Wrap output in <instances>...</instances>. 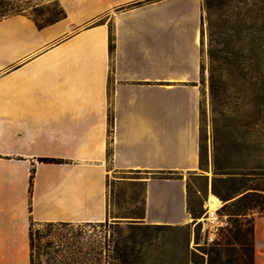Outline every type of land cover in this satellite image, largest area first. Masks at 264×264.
Returning a JSON list of instances; mask_svg holds the SVG:
<instances>
[{"label": "crops", "instance_id": "obj_1", "mask_svg": "<svg viewBox=\"0 0 264 264\" xmlns=\"http://www.w3.org/2000/svg\"><path fill=\"white\" fill-rule=\"evenodd\" d=\"M58 2L65 17L42 27L26 14L0 19V264H31V223L106 219L110 169L148 173L145 222L189 220L202 0ZM253 234L254 264H264V215L255 212Z\"/></svg>", "mask_w": 264, "mask_h": 264}, {"label": "rangeland", "instance_id": "obj_2", "mask_svg": "<svg viewBox=\"0 0 264 264\" xmlns=\"http://www.w3.org/2000/svg\"><path fill=\"white\" fill-rule=\"evenodd\" d=\"M44 4H51L52 0H42ZM36 1L32 0V4ZM32 7H26L25 11H31ZM202 22V63L204 88L200 98V130L199 145L204 154L205 167L198 169L196 174H185L187 186V198L189 205L195 209V217L188 212L189 220L180 225L150 224L143 219L144 184L143 180L148 176L144 171H114L108 172V216L97 223H31L30 242L33 264H89L92 247L101 245L104 247L103 255L109 260L112 245L135 241L140 248L138 260L135 264H201V256L206 257L204 249L209 246L207 230L204 228L203 216L205 214L208 195L215 196L218 203V214L224 217L221 207L227 202L216 196L211 191L213 181V169L211 164L212 153V120L219 123L225 122L227 115L213 114L210 106L208 92V40L209 31L207 18L212 30L219 25L228 34H233L231 28L240 30L246 37L244 40L227 43L231 48L240 49L245 58L237 62L244 64H264V0H228L207 17V12L201 4ZM225 27V28H224ZM258 53L256 58H247V54ZM216 63L225 64L219 59ZM237 86L247 88L250 83H237ZM223 101L227 105L240 103V99L232 98L230 90ZM252 96L246 93L244 100L245 109V140L244 150L253 153L256 147L264 151V106L261 112V121H254V111L250 103ZM224 133L229 132L225 128ZM259 136V138H258ZM258 138V140H257ZM260 141V142H259ZM231 159V158H230ZM223 187V183L218 182ZM226 227V226H224ZM215 234L220 238L222 229ZM100 264H107L106 261ZM202 264H205L202 263Z\"/></svg>", "mask_w": 264, "mask_h": 264}, {"label": "trees", "instance_id": "obj_3", "mask_svg": "<svg viewBox=\"0 0 264 264\" xmlns=\"http://www.w3.org/2000/svg\"><path fill=\"white\" fill-rule=\"evenodd\" d=\"M32 4V0H0V19L12 14H26L32 18L38 27L55 22L65 17L66 13L58 0H52L51 4H44L42 0ZM228 0H202V6L207 12V17L220 6L225 5ZM141 1L133 3L139 5ZM32 9L26 12V7ZM202 25L203 17L200 16ZM223 22V26H224ZM219 25L212 30L211 23L207 18L208 28V92L210 106L213 114L227 115V120L219 123L217 119L212 120V153L211 164L213 169V181L211 191L225 202L221 210L227 214L228 226L222 229L220 238H215L204 249L206 257L200 255L202 263L205 264H254V234L253 220L254 212L264 215V151L256 147L253 153L244 150L245 140V109L246 102L244 95L252 96L250 103L254 111V121H261V112L264 106V64H244L237 62L245 58L240 49L231 48L227 43L241 41L246 37L240 30H231L235 33L228 34ZM225 28V27H224ZM200 42L202 45V33L200 30ZM234 43V42H233ZM114 48V40L111 27L108 34V50L111 55ZM201 52H203L201 50ZM257 52L247 54V58H256ZM223 60L224 65L216 63ZM203 63L200 64L203 73ZM237 83H250L247 88L237 86ZM230 90L232 98L240 99V103L227 105L223 96L227 97ZM201 114V110L199 109ZM108 121L111 122V114L108 112ZM229 128L227 134L224 129ZM200 130V125H199ZM110 128L108 127V135ZM264 137V132L260 133ZM259 138V136H258ZM257 138V140H258ZM110 139L107 142V159L111 156ZM260 142V141H259ZM202 150L198 149V169L205 167ZM231 158V159H230ZM43 162H60V159L40 158ZM157 177H171V171L160 172ZM33 169L29 175L28 194L32 188ZM218 182L223 183V187ZM144 184V183H143ZM187 188V186H186ZM187 211L195 217V209L189 205L187 198ZM29 230V238H30ZM31 248V242H30ZM100 244L92 247L89 257V264H135L138 260L140 248L136 247L135 241L124 242L119 245L117 242L112 245L109 260L103 255ZM31 264L32 257H31Z\"/></svg>", "mask_w": 264, "mask_h": 264}, {"label": "built area", "instance_id": "obj_4", "mask_svg": "<svg viewBox=\"0 0 264 264\" xmlns=\"http://www.w3.org/2000/svg\"><path fill=\"white\" fill-rule=\"evenodd\" d=\"M203 219L204 228L207 230V240L209 242L215 239V234L220 228L227 226L225 218L218 214V208L214 210H208L206 208Z\"/></svg>", "mask_w": 264, "mask_h": 264}, {"label": "bare ground", "instance_id": "obj_5", "mask_svg": "<svg viewBox=\"0 0 264 264\" xmlns=\"http://www.w3.org/2000/svg\"><path fill=\"white\" fill-rule=\"evenodd\" d=\"M206 207H208V210H214V209H217L219 206H218V199L213 196V195H208V199H207V202H206Z\"/></svg>", "mask_w": 264, "mask_h": 264}]
</instances>
